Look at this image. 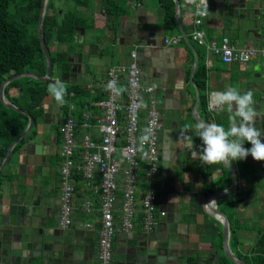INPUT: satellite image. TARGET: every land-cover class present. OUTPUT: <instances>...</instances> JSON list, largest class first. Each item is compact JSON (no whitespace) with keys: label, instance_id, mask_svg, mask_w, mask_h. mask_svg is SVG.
Masks as SVG:
<instances>
[{"label":"crops","instance_id":"crops-1","mask_svg":"<svg viewBox=\"0 0 264 264\" xmlns=\"http://www.w3.org/2000/svg\"><path fill=\"white\" fill-rule=\"evenodd\" d=\"M199 1L179 0L178 27L173 30L166 29L165 10L158 0L130 3V12L119 18L101 13L105 0L94 1L95 11L89 14L95 19L97 32H79L76 41L79 47L69 53L71 67L65 73L69 76L62 79L68 86L82 87L85 93L70 100L66 109L49 94L44 100V114L38 119L34 135L17 153L12 152L9 164L0 174V264H100L101 175L95 168L91 179L83 170L85 148L82 145L85 134L92 131H87L81 124L85 114L94 115L96 112L94 102L106 96L109 71L128 66L130 52L134 49L138 50L143 84L154 88V93L146 100L151 97L157 100L163 125L161 169L151 186L158 194V209L165 211L166 216H158V227L148 232L144 226L145 213L140 194L136 202L135 226L126 230L122 224L126 213L123 191L120 190L113 207L116 234L112 264H125L130 253L138 257L141 264H147L150 257L152 261L148 264H177V258L182 264H204L203 260L209 264H234L226 255L227 241L230 253L239 259L254 253L253 247L261 238L264 222L259 227L256 219L252 222V216L248 217L246 211L258 212L256 197L264 183V171L260 173L258 167H264V161H255L251 156L234 161L231 166L235 172L223 163L202 164L199 157L193 159L192 149L180 133L186 126L194 129L200 122L197 117L227 128V107H210V97L231 86H238L241 93L249 90L254 93L258 111L256 126L264 129V62L255 58L245 65L226 64L194 43L195 7ZM239 3L208 0V16L199 29L205 32L208 41L220 43L223 37H228L238 48H260L264 45V14L249 18L243 12V4ZM173 37H181L182 41L177 45H166V39ZM62 49L68 51L67 46ZM199 64L206 73L204 89H200L194 80ZM120 89V94L126 98L125 76L120 80ZM21 95L18 88L9 93L11 98ZM201 97H206L207 105L201 102ZM70 114L78 123L77 142L81 152L74 159L73 174L64 179L61 150L65 118ZM188 134L193 138L195 150L199 151L202 141L194 131ZM92 135L97 137L98 131L94 130ZM244 147L251 148V145L245 142ZM2 163L0 160V167ZM139 176L143 178V172ZM65 182L73 187V220L68 228L61 225ZM144 183H140L141 192ZM230 190L219 198H211L215 192ZM212 207L218 208L229 219L228 240L224 238L225 220L213 213ZM24 216H30L26 219L27 225L36 219L48 237L55 232L61 236L68 234L73 248L62 250L60 245L51 258L45 255V261L40 257L30 261L29 253L24 255V251H28L27 245L19 248L20 241L11 236L16 237ZM34 230L37 233L39 228ZM29 242V249H33L36 240ZM165 248L169 250L167 255ZM18 249V255H11L12 250ZM155 249L159 251L152 256Z\"/></svg>","mask_w":264,"mask_h":264},{"label":"built area","instance_id":"built-area-1","mask_svg":"<svg viewBox=\"0 0 264 264\" xmlns=\"http://www.w3.org/2000/svg\"><path fill=\"white\" fill-rule=\"evenodd\" d=\"M207 0V8H208ZM202 0L195 7L194 31L192 41L207 52L218 56L226 64L250 63L255 58L264 62V45L260 48H238L228 37H223L220 43L208 41L206 34L199 27L208 16L204 13ZM181 37L166 39V45H177ZM109 81H115L120 88V80L126 77L128 86L127 97L107 88L106 96L94 102V115L85 114L81 124L87 131H98V136L92 132L85 134L83 147L85 152L83 170L92 179L94 169H99L101 175L102 207L100 219V264H112L114 257V239L116 234L114 203L117 193L123 191V226L132 230L135 226L136 202L141 194L143 197L144 226L148 232L158 227L157 217H165L166 212L158 209V194L151 183L156 180L161 169V132L162 122L157 100L149 98L154 88L143 84V72L138 62V50L130 52V64L126 67H116L109 71ZM107 83V84H108ZM217 106L214 95L210 97V107ZM78 123L70 114L65 118L64 138L61 154L64 158L62 174L66 177L73 174L75 158L81 152L77 142ZM147 136L148 139H143ZM82 170V171H83ZM143 172L141 178L139 174ZM122 181V184L121 181ZM145 181L147 188L141 192L140 183ZM144 183V184H145ZM149 186V187H148ZM73 187L67 182L63 186V212L61 225L68 228L72 225L71 202Z\"/></svg>","mask_w":264,"mask_h":264},{"label":"trees","instance_id":"trees-1","mask_svg":"<svg viewBox=\"0 0 264 264\" xmlns=\"http://www.w3.org/2000/svg\"><path fill=\"white\" fill-rule=\"evenodd\" d=\"M95 0H49L44 19V38L52 55L53 70L47 82L36 80L24 81L19 78L5 87V96L17 107L28 110L34 118V127L30 134L20 141L14 148L17 153L30 137L34 135V128L38 119L44 114L45 98L50 94L48 84L56 77L63 79L71 67L69 53L76 49L79 32L85 34L97 32L96 22L92 14L95 11ZM143 0H105L102 14L122 17L130 12L129 4ZM42 0H0V87L13 75L25 72H35L45 76L47 72V58L42 49L38 35ZM62 4L61 6L59 5ZM158 4L165 10L166 29L178 27L176 17V2L174 0H158ZM68 47V51L62 49ZM83 46V45H82ZM31 78V77H30ZM194 80L200 89L206 87V73L199 64ZM18 88L22 95L18 98L9 96L10 90ZM66 103L61 105L66 109L70 100L80 98L85 90L80 86H68ZM201 102L207 105L206 97ZM86 106L90 107L89 104ZM64 113L68 111L64 110ZM29 117L15 109L8 108L0 98V160L6 156L13 142L27 129ZM145 190L147 185H143ZM253 254L242 258L248 264H264V231L261 238L253 247Z\"/></svg>","mask_w":264,"mask_h":264},{"label":"clouds","instance_id":"clouds-1","mask_svg":"<svg viewBox=\"0 0 264 264\" xmlns=\"http://www.w3.org/2000/svg\"><path fill=\"white\" fill-rule=\"evenodd\" d=\"M202 3L205 5L202 14H205L207 0H202ZM67 87V82L56 78L48 84L47 90L59 105H63L66 103ZM106 87L117 93L122 91L115 81H109ZM213 95L218 106L227 107L229 125L225 128L222 124L202 121L196 123L194 129L186 126L180 136L192 149L193 159L199 157L202 164L223 163L227 168L234 161L245 160L248 156L258 162L264 161V129L256 126L258 111L254 93L251 90L241 93L238 86H231ZM190 131H194L195 136L202 141L199 151L195 150L193 138L188 134ZM143 139L147 140L148 137L144 136ZM245 142L249 143L251 148H245Z\"/></svg>","mask_w":264,"mask_h":264},{"label":"water","instance_id":"water-1","mask_svg":"<svg viewBox=\"0 0 264 264\" xmlns=\"http://www.w3.org/2000/svg\"><path fill=\"white\" fill-rule=\"evenodd\" d=\"M176 2V13H177V17L179 16L178 13H179V0H174ZM257 0H223V2L225 3H231L233 5L235 4H240L239 2H241L243 4L242 6V9H243V12H246L247 16H249V18H252L254 17L255 15H257V18L259 16H262L264 14V1H260L259 2H256ZM48 2L49 0H42V3H41V13H40V21H39V27H38V35H39V39H40V42H41V46H42V49L45 53V56L47 58V72H46V75L45 76H40L38 75L37 73L35 72H25V73H22V74H17V75H13L12 77L6 79L2 84H1V87H0V98H1V101L4 103L5 106H7L8 108H12V109H15L17 110L18 112L20 113H24L25 115H27L29 117V125H28V128L26 129L25 132H23L14 142L13 144L11 145V147L9 148L6 156L4 157L3 159V163L0 167V174L4 171V169L7 167V165L9 164V161H10V158H11V155H12V152L15 148V146L22 140L24 139L28 134L29 132L32 130L33 128V125H34V118L31 116L30 112L28 110H23L19 107H17L16 105H14L12 102H10L6 96H5V87L19 79V78H23V77H31V78H34V79H37L39 81H42V82H47L48 79L50 78L51 76V73H52V70H53V62H52V55H51V51L49 50V47L48 45L46 44L45 42V38H44V30H43V27H44V19H45V15H46V11H47V6H48ZM82 32L84 33V30H82ZM183 35L185 36V39L188 41V43H191L189 42L188 38L186 37V35L184 34L183 32ZM192 46V44H190ZM193 47V46H192ZM196 65H197V61H196ZM65 76H69V74H63V78ZM193 81V80H192ZM194 83V82H193ZM197 87V86H196ZM197 119L200 121V122H206L204 121L203 119L197 117ZM165 164V163H164ZM163 164V166L165 167V165ZM231 169H233V171L235 172V169L230 166ZM232 190H230L229 192H226V191H218V192H215L213 193L212 197H220L221 195L223 194H226V193H230ZM2 210V200H1V197H0V212ZM211 211L213 213H215L216 215L220 216L223 218V220H225L224 222L226 223V227H225V237H227V240L229 238V235H230V227H229V219L227 217L226 214H224L223 212L219 211L218 208H215V207H212L211 208ZM30 217V216H27V218ZM25 216L22 220V223L20 224V229L19 231L16 230V237H14L13 235H11L13 237V240H18L20 241V247H22V245H27V249L28 250L27 252L24 251V255L28 254V257L30 259V261L32 259H36V258H43L44 261H45V255H48L50 256V258L52 256H54L59 250L58 247L60 245H62V250H66L68 248L69 250V247H70V250L73 248L72 244H70V241H69V237L67 236L68 234L66 235H59L57 234V232L53 233L51 236H47L45 233H47V231L45 230V228L42 226V225H38V222L36 219H33L32 220V224L30 225H27V219ZM35 227L36 228H39L38 230V236H37V233L35 232ZM23 237V238H20ZM32 240L33 242H35L36 240V245L33 249H29V246L28 244L30 243L29 241ZM229 242L227 241V244H225V249H226V255L228 257V259L233 262L234 264H248L247 262L235 257L234 255H232V253H230V248H229ZM166 249V255L169 253V250L168 248H165ZM159 250L158 249H155L152 251L153 255L154 256ZM18 253H20V250H12L11 251V255H18ZM127 259L128 261L125 262V264H141L140 262V259L138 257H135L134 254L130 253L127 255ZM152 261V258L150 257L149 258V262L150 263ZM201 261V259H200ZM147 263V264H148ZM176 263L177 264H182L181 260L179 261V259L177 258L176 259ZM203 263L204 264H209L208 261H204L203 260ZM146 264V263H145Z\"/></svg>","mask_w":264,"mask_h":264},{"label":"rangeland","instance_id":"rangeland-1","mask_svg":"<svg viewBox=\"0 0 264 264\" xmlns=\"http://www.w3.org/2000/svg\"><path fill=\"white\" fill-rule=\"evenodd\" d=\"M59 5L61 6L62 4H60L59 3ZM87 39H89V38H87ZM89 41H90V39H89ZM88 41V42H89ZM79 44H76V46H78ZM79 47V46H78ZM89 48H90V46H89ZM27 77H23V80L24 81H27ZM29 80L30 81H32V82H34L35 81V79L34 78H30L29 77ZM37 80V79H36ZM86 81H87V79H86ZM264 168V167H263ZM250 190V189H249ZM257 198V197H256ZM256 204H257V207L258 208H255L258 212H259V216H258V212L257 213H251V212H247L246 211V213L248 214V217H250V216H252L251 217V220H252V222H254V220L256 219V224H258V226L259 227H262V217H260V214H262L263 216H264V210H262V208H259V203H258V200H257V202H256ZM255 205V204H254ZM256 207V206H255ZM244 248V247H243Z\"/></svg>","mask_w":264,"mask_h":264},{"label":"flooded vegetation","instance_id":"flooded-vegetation-1","mask_svg":"<svg viewBox=\"0 0 264 264\" xmlns=\"http://www.w3.org/2000/svg\"><path fill=\"white\" fill-rule=\"evenodd\" d=\"M258 170L260 171V173H261V171H264L263 166H259ZM257 200H258V203H259V208H262V210H264V183L259 188ZM260 217H262L261 221L264 222V216L262 214H260Z\"/></svg>","mask_w":264,"mask_h":264}]
</instances>
